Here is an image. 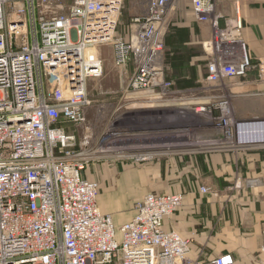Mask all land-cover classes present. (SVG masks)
Segmentation results:
<instances>
[{
	"label": "built area",
	"instance_id": "2783aa9c",
	"mask_svg": "<svg viewBox=\"0 0 264 264\" xmlns=\"http://www.w3.org/2000/svg\"><path fill=\"white\" fill-rule=\"evenodd\" d=\"M126 1L0 0V264H236L231 253L192 259L191 239L164 228L183 192L147 193L117 229L98 203L99 183L83 176L112 148L70 130L86 122L88 81L104 73L101 47L111 46L130 91L171 84L159 59L170 0H147L124 25ZM193 8L215 28L204 42L207 81L256 67L264 75L239 14L222 27L216 0H193Z\"/></svg>",
	"mask_w": 264,
	"mask_h": 264
},
{
	"label": "crops",
	"instance_id": "0c3cea01",
	"mask_svg": "<svg viewBox=\"0 0 264 264\" xmlns=\"http://www.w3.org/2000/svg\"><path fill=\"white\" fill-rule=\"evenodd\" d=\"M127 1L131 12L127 22L123 17L124 25L140 14L136 13L140 5L145 4L142 9L147 5V0ZM169 8L166 30L173 27L167 36L169 53L177 50L183 57L179 67L168 65L181 70L192 64L205 78L206 70L201 68L203 63L206 68L208 56L204 42L215 35L213 24L197 19L193 0H170ZM237 14L244 22L242 35L254 63H264V0H216L214 17L222 27ZM187 78L190 76L185 73L180 80ZM225 84L235 117H264V75L257 67L245 76L227 77ZM241 141L229 148L225 173L217 166L224 156L211 157L217 181L223 182L221 192L204 194L171 185L160 161L140 166L119 159H98L86 166L83 176L99 183L98 203L103 212L112 215L117 229L135 215L136 202L147 193L183 192L182 207L165 219L164 228L191 239L192 259L208 260L231 253L236 264H264V140Z\"/></svg>",
	"mask_w": 264,
	"mask_h": 264
},
{
	"label": "rangeland",
	"instance_id": "374dc122",
	"mask_svg": "<svg viewBox=\"0 0 264 264\" xmlns=\"http://www.w3.org/2000/svg\"><path fill=\"white\" fill-rule=\"evenodd\" d=\"M142 8L136 13L146 10ZM130 12L126 1L122 14L126 22ZM172 31L173 27L169 26L164 34L165 47L159 58L164 64V75L171 82L166 89H127L114 65L111 46H102L104 73L88 81L92 102L86 111V122L78 127L71 126L70 130L80 139L87 136L91 147L104 144L112 147L99 151L103 155L101 160L119 159L140 166H154L160 161L162 173L171 185L179 184L186 190L204 194L221 192L223 182L217 181L213 167L216 165L211 157L224 156L217 166L225 173L226 157L231 153L228 150L238 145L240 136L249 141L264 140V128L258 131L252 127L263 124L264 117L234 116L227 98L226 78L209 82L197 74L198 68L192 64H186L187 68L181 70L171 68L166 63V55L170 50L167 36ZM203 64L201 68L205 69ZM133 69L130 64V73L125 79H129ZM185 73L190 76L187 80L193 83L192 87L180 84V77ZM242 126L251 127L241 133ZM147 151L150 155L146 159H137V154Z\"/></svg>",
	"mask_w": 264,
	"mask_h": 264
},
{
	"label": "trees",
	"instance_id": "16d2710c",
	"mask_svg": "<svg viewBox=\"0 0 264 264\" xmlns=\"http://www.w3.org/2000/svg\"><path fill=\"white\" fill-rule=\"evenodd\" d=\"M182 57L181 55H179V52L174 51L172 53H167L166 55V63H170V65L174 68L176 67H179L182 63H180V60H182ZM206 62H207V58H206ZM194 78H192L191 80H193ZM180 84H182V86L184 87H192L193 86V83L190 82V80H187V79H182V80H179Z\"/></svg>",
	"mask_w": 264,
	"mask_h": 264
},
{
	"label": "bare ground",
	"instance_id": "6f19581e",
	"mask_svg": "<svg viewBox=\"0 0 264 264\" xmlns=\"http://www.w3.org/2000/svg\"><path fill=\"white\" fill-rule=\"evenodd\" d=\"M216 107V106H215ZM228 117V116H227ZM254 124V123H253ZM264 124V123H263ZM263 124H261V125H252V127H254L253 129H258V131L259 130H261V129H263L264 128V125ZM231 125V124H230ZM241 125V124H240ZM230 127V126H229ZM251 127V126H250ZM242 128V127H241ZM238 129H239V127H238ZM250 129V128H249ZM248 131V130H247ZM246 131V132H247ZM253 131V130H252ZM257 131V130H256ZM221 134V133H220ZM245 134H247V133H245ZM243 137H244V135H243ZM215 139V138H214ZM223 141V140H222ZM244 140L242 139V141L241 142H243ZM236 142V141H235ZM214 143V142H213ZM210 144V143H209ZM216 144V143H215ZM247 144V143H246ZM231 145V144H230ZM207 148V147H206ZM225 148V147H224ZM244 148V147H243ZM234 149V148H233ZM217 150V149H216ZM225 151V150H224ZM138 153V152H137ZM144 155H147V154H144ZM222 159V158H221Z\"/></svg>",
	"mask_w": 264,
	"mask_h": 264
}]
</instances>
